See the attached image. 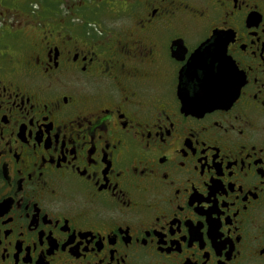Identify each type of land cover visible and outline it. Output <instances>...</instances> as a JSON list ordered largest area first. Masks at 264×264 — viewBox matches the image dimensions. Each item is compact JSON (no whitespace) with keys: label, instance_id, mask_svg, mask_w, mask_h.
<instances>
[{"label":"flooded vegetation","instance_id":"af4514ba","mask_svg":"<svg viewBox=\"0 0 264 264\" xmlns=\"http://www.w3.org/2000/svg\"><path fill=\"white\" fill-rule=\"evenodd\" d=\"M218 33L237 96L184 110ZM0 208V264H264V0H0Z\"/></svg>","mask_w":264,"mask_h":264},{"label":"snow or ice","instance_id":"6c2138e0","mask_svg":"<svg viewBox=\"0 0 264 264\" xmlns=\"http://www.w3.org/2000/svg\"><path fill=\"white\" fill-rule=\"evenodd\" d=\"M249 23H256V21L252 19ZM228 39V33H218L209 37L202 48L194 53L188 52L183 46H180L179 50L176 51L175 56L181 62L183 76L187 77L189 81L196 82L195 94L181 97L186 110L195 111L209 99L229 100L236 73L232 61L222 55L226 51ZM213 49L216 50L218 55L214 57L210 71L208 56ZM231 99H235V97H231ZM2 215L3 210L0 208V216ZM206 217V223L210 225L206 229L207 234L215 240L219 223L213 219L212 211L206 213ZM189 227L191 228V239L193 242L203 240L202 230H205V222H201L199 226L189 224ZM187 238V235H185V239ZM175 239L179 241L180 236H175Z\"/></svg>","mask_w":264,"mask_h":264},{"label":"water","instance_id":"95a60500","mask_svg":"<svg viewBox=\"0 0 264 264\" xmlns=\"http://www.w3.org/2000/svg\"><path fill=\"white\" fill-rule=\"evenodd\" d=\"M201 48H202V47H201ZM201 48H199V49H201ZM199 49H198V50H199ZM181 79H182V85H183V86L179 88V92H178V93H179L180 98H181L182 96H184V95H194V94H195V90H196V88H195L194 91H192V92L189 91V90L186 88V86H187L191 81H189L188 78L185 77V76L181 77ZM236 94H237V92L231 90L230 98H229L228 101H219V100H212V99H209V100H206L204 103H202V104H201V105H200L195 111H192V110H187V111H190V112H204V111H207V110H211V109H214V108H217V107L223 106V105H225V104L231 102V100H233V99H231V97H235V96H237ZM181 100H182V106H183V109L186 110V109H185V106H184V101H183L182 98H181Z\"/></svg>","mask_w":264,"mask_h":264}]
</instances>
